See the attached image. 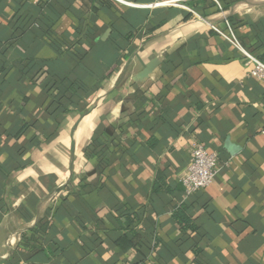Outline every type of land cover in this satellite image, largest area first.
Returning a JSON list of instances; mask_svg holds the SVG:
<instances>
[{"label":"crops","instance_id":"0c3cea01","mask_svg":"<svg viewBox=\"0 0 264 264\" xmlns=\"http://www.w3.org/2000/svg\"><path fill=\"white\" fill-rule=\"evenodd\" d=\"M185 4L0 0V264H264V0Z\"/></svg>","mask_w":264,"mask_h":264},{"label":"built area","instance_id":"2783aa9c","mask_svg":"<svg viewBox=\"0 0 264 264\" xmlns=\"http://www.w3.org/2000/svg\"><path fill=\"white\" fill-rule=\"evenodd\" d=\"M121 4L128 5L122 0H115ZM188 0H153L147 5L129 4L130 7L136 8H154V7H168V8H182L186 9V2ZM215 2V0H212ZM227 33L222 35L223 38L232 47L238 50L242 55V62L251 66L250 76L258 82L264 83V62L256 56L244 51L239 45L236 37L233 34L231 27L226 22ZM218 156L207 151L201 143H194L190 151V160L184 173L180 176V183L183 187L186 196L198 193L205 190L214 181L218 173Z\"/></svg>","mask_w":264,"mask_h":264},{"label":"trees","instance_id":"16d2710c","mask_svg":"<svg viewBox=\"0 0 264 264\" xmlns=\"http://www.w3.org/2000/svg\"><path fill=\"white\" fill-rule=\"evenodd\" d=\"M259 58V57H258ZM260 60L262 59L261 57L259 58ZM263 61V60H262ZM53 71V72H52ZM47 73H48V76H55V74L56 75H58L56 72H55V70L53 69H48V71H47ZM53 73V74H52ZM47 80V79H46ZM58 84H57V82L54 80V79H49V80H47V83L45 84V89L48 87V89H50V90H52V88H54L55 86H57ZM49 90V91H50ZM60 93V92H59ZM61 94V93H60ZM59 95H54L53 96V100L56 98V97H58ZM55 105H53L54 106V108L52 109V110H49V113L50 114H54V113H56L58 110H60V108L57 106V104H56V101H52ZM94 144V141L92 142V145ZM91 145V146H92ZM93 148L92 149H94V150H96L95 149V147L94 146H92ZM98 148H100V150L99 151H97V153H96V151H92V153H93V155H95L98 159H99V166L102 168V166L104 165L102 162H104V160H103V158L106 156V152H107V146L105 145V144H102V145H99V147ZM92 149H90V150H92ZM91 152V151H90ZM100 160H102V161H100ZM80 190V186L78 187V191ZM172 216H173V218H174V220L178 223V225L183 229V230H188V231H190L191 232V234L192 233H195V232H197V228H196V226L193 224V220L191 219V218H189V217H187L186 215H185V207L184 206H181V207H179L176 211H174L173 212V214H172ZM195 235H198V233L196 234L195 233ZM191 236V235H190ZM196 246L197 245H193V249L195 250V251H197L196 250Z\"/></svg>","mask_w":264,"mask_h":264}]
</instances>
